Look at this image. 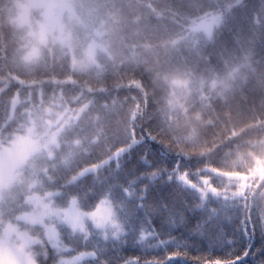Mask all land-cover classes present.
I'll return each instance as SVG.
<instances>
[{
	"label": "trees",
	"instance_id": "16d2710c",
	"mask_svg": "<svg viewBox=\"0 0 264 264\" xmlns=\"http://www.w3.org/2000/svg\"><path fill=\"white\" fill-rule=\"evenodd\" d=\"M97 1L109 23L106 49L93 67L76 70L69 47L53 41L36 59L22 57L30 29L13 20L17 0H0V146L24 134L28 108L41 96L58 97L72 111L59 146L37 168L33 192H55L60 206L79 196L85 210L111 194L127 235L106 243L93 235L86 246L98 244L100 259L89 264H200L204 257L264 264V221L256 211L244 221L251 204L264 209V0ZM217 10L227 13L211 39L174 42L193 19ZM146 99L152 119L141 127L170 135L176 151L149 139L108 165ZM185 169L187 179L209 177L219 188L227 184L219 173L245 174L247 192L230 202L202 201L177 178ZM36 233L47 240L42 228ZM61 234L68 246L85 247L69 228Z\"/></svg>",
	"mask_w": 264,
	"mask_h": 264
},
{
	"label": "rangeland",
	"instance_id": "374dc122",
	"mask_svg": "<svg viewBox=\"0 0 264 264\" xmlns=\"http://www.w3.org/2000/svg\"><path fill=\"white\" fill-rule=\"evenodd\" d=\"M96 4L97 0H19L17 11L21 14L20 21L31 23L30 32L33 34L30 37L31 44L22 56L26 60H33L42 45L54 40L71 49L77 68L86 69L93 66L99 52L98 45H101L104 38L102 18ZM222 19L223 13L215 12L196 20L189 26L187 35L204 31L208 37H212ZM179 40L180 38L175 41ZM31 108L35 115L33 124L28 127V134L20 136L12 145L0 147V240L4 241V245L0 246V264H36L34 257L42 251L43 241L41 236L33 233L34 226H42L49 241H54V233L57 230L60 232V225L70 228L62 215L58 216L50 211L67 207L55 204L54 192L44 195L32 192L28 195L30 206L26 211L19 214V211L14 209V220L2 216L4 203L8 200L11 199L15 203L21 200L18 198L21 192L36 191L37 168L44 156L51 153L58 144V129L68 122L67 119L72 115V111L67 112L58 97L46 102L41 96L39 102H32ZM41 111L45 115H40ZM94 168L91 166L83 169L77 177ZM226 176L244 178L242 174ZM261 176L264 177V173ZM203 180L206 184V178L203 177ZM244 181L242 179L243 185ZM186 183L196 186V182L191 180ZM212 188L209 185L204 190ZM242 191L243 188L240 193ZM218 192V200L234 195L230 188L220 189Z\"/></svg>",
	"mask_w": 264,
	"mask_h": 264
},
{
	"label": "snow or ice",
	"instance_id": "6c2138e0",
	"mask_svg": "<svg viewBox=\"0 0 264 264\" xmlns=\"http://www.w3.org/2000/svg\"><path fill=\"white\" fill-rule=\"evenodd\" d=\"M148 102L145 100L143 108L137 106V110L134 113L131 120L130 131H125L122 143L110 149L107 164L111 165L113 161L119 164L121 155L133 145H138L146 142V140H155L159 143L166 145L169 149L175 150V141L170 135H161V131L153 132L150 129L142 128L141 125L145 119H152L147 114ZM139 128V131L137 129ZM178 155H183L181 152H177ZM187 169L178 171L177 178L182 182L187 181ZM81 176L76 177L73 183L77 182ZM194 188L199 193V198L202 201H206L209 195L218 197L219 192L211 189L204 190L202 187H197L194 184L188 185ZM126 194L131 195V190L126 189ZM247 192V188L244 189ZM47 208L48 205H45ZM56 215H62L63 219L70 226L73 235H80L84 241L85 247L78 249L74 246H65L66 242L63 241L62 234L57 230L54 233V241L44 240L42 245V251H40L34 259L36 264H89L94 260H99V245L93 244L91 248L86 245L88 241L92 240L93 235H98L99 240L105 243L108 240H120L123 236L127 235V230L124 222L119 216V209L116 202L111 198L109 193L106 198L98 199L93 209L82 210L79 206V196H73L67 207L63 209H50ZM214 212L218 213V209L214 208ZM253 211H256L257 217L264 221V209H261L257 203L251 204L247 212L244 213V221L247 224L253 218ZM147 231L141 232V238L148 236ZM196 234H202L197 232ZM4 245V241L0 240V246ZM176 253L170 254L175 256ZM101 264H108V262L101 261ZM125 264H141L139 258L130 259ZM147 264H161L159 259L155 261L149 260ZM200 264H234L233 261L226 260L222 257H204L200 260Z\"/></svg>",
	"mask_w": 264,
	"mask_h": 264
}]
</instances>
